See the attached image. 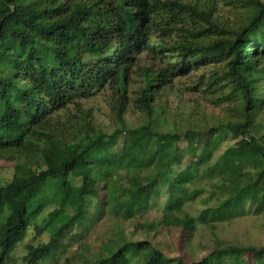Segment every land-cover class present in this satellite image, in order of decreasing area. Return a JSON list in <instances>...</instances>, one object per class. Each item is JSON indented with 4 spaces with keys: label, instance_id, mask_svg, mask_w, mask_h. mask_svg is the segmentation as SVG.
I'll return each instance as SVG.
<instances>
[{
    "label": "trees",
    "instance_id": "16d2710c",
    "mask_svg": "<svg viewBox=\"0 0 264 264\" xmlns=\"http://www.w3.org/2000/svg\"><path fill=\"white\" fill-rule=\"evenodd\" d=\"M217 3L0 0V156L12 155L14 163L0 184V264L15 263L12 254L30 228L41 234L34 221L47 206L45 188L60 178L65 202L48 215L49 241L28 245L23 264H50L58 249L64 251L62 240H74L87 222L109 215L118 226L145 213L157 184L167 188V226L187 233L197 224L214 227L248 210L264 211V0L228 2L237 13L232 23ZM204 69L203 94L227 92L214 103L226 105L225 119L203 127L204 118L196 122L202 128L190 125L182 132L154 130L174 80ZM132 83L138 84L134 98ZM108 91L110 135L82 106ZM130 105L145 123L128 129ZM226 138L233 143L214 157ZM177 159L192 169L185 184L169 176ZM206 187L209 206L195 216L175 214ZM112 235L104 245L109 256H93L95 264H117L129 254H140L142 264H183L149 242H131L120 231ZM246 253L262 263L264 248L227 245L210 257L234 264Z\"/></svg>",
    "mask_w": 264,
    "mask_h": 264
},
{
    "label": "rangeland",
    "instance_id": "374dc122",
    "mask_svg": "<svg viewBox=\"0 0 264 264\" xmlns=\"http://www.w3.org/2000/svg\"><path fill=\"white\" fill-rule=\"evenodd\" d=\"M195 1V0H192ZM235 0H218V10L224 20L232 23L234 17L237 16L235 11L231 9L228 2ZM264 17V10L262 13ZM141 59L146 63H150L144 56ZM208 70H200L190 72L188 75L178 77L173 82V90L170 92L163 105L164 112L158 113L156 119L152 122V127L156 131L166 132L169 130L182 132L187 126L203 123L206 120V126L211 127L218 120L225 119L226 105L216 106L214 103L217 99H223L226 91L210 92V95H204L206 89V79ZM138 84L132 83L129 87L130 98H134L137 94ZM110 91L100 94L99 96L82 102L84 110H92L94 125L102 131L110 135L113 132L114 124L111 120L109 107L107 105V96L111 95ZM189 116L193 118L188 120ZM190 122V123H189ZM145 123V117L132 105L129 106L127 114L125 115V126L128 129L141 126ZM256 135L262 134V129L255 131ZM118 139V144L114 151L121 148L122 139ZM230 138L224 139L217 147L214 157L225 148L226 145L232 144ZM185 147V143L182 145ZM98 148V147H97ZM190 148V147H189ZM93 152V151H92ZM97 156V151L93 152ZM10 155H6V159L0 156V184L7 182L10 178V171L14 165L9 159ZM179 160V161H178ZM178 163L172 166V172L169 176H173L174 182L185 184L189 181V174L192 172L191 168L187 167V160L181 161L177 159ZM250 168L246 174L250 172ZM64 182V178L55 180V184L47 186L45 195L47 196V206L41 215L34 221V224L42 229L39 236L36 237L34 228H30L26 234L24 241L19 244L14 250L12 257L15 258L14 264H23L22 257L26 255V247L28 245L37 246L45 244L49 241L50 233L46 229L49 223V213L59 209L65 202V196L61 191L60 185ZM101 197L103 198V188L99 187ZM209 187H206V193L196 196L193 204L184 205L181 210L174 211L178 216L184 214L197 215L211 204L209 201ZM194 191L192 188L191 192ZM167 188L163 184H157L154 192V198L150 204L148 211L136 216L135 218L125 221L118 226L114 224L113 218L109 215H104L99 221L92 220L89 224L87 222L86 229L79 230L77 236L71 242L62 240L63 249H58L53 262L50 264H95L92 260L93 256L102 254V259L109 256L105 252L104 245L111 239L113 232H122L126 238L131 242H149L152 247L162 252L167 258L177 259L181 258L183 264H216L210 255L222 246L236 245L239 247H255L264 248V211L256 214L253 210H248L244 217L233 220L231 222H215L214 227L204 223L197 224L194 232L187 233L186 230L172 224H166V211L164 212V205L167 197ZM150 225L151 228H147ZM92 260V261H91ZM115 259H108L103 264H116ZM141 255H128L123 259L118 260L117 264H142ZM47 264V263H46ZM234 264H264L257 262L250 254H244L237 263Z\"/></svg>",
    "mask_w": 264,
    "mask_h": 264
}]
</instances>
